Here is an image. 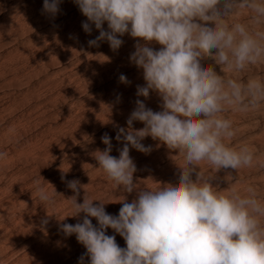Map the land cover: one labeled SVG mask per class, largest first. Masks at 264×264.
I'll use <instances>...</instances> for the list:
<instances>
[{
    "label": "clouds",
    "instance_id": "1",
    "mask_svg": "<svg viewBox=\"0 0 264 264\" xmlns=\"http://www.w3.org/2000/svg\"><path fill=\"white\" fill-rule=\"evenodd\" d=\"M74 2L87 18L82 22L85 33L90 35L93 25L99 32L89 46L106 40L118 50L124 43L119 37L129 34L137 40L129 59L143 70L145 85L137 86L136 95L148 98L156 92L162 100L161 111H153L139 98L135 101L127 128L117 126L116 140L123 145L118 157L110 154L112 137L102 135L106 147L94 153L99 169L117 188L133 192L137 167L129 146L150 153L151 145L142 143L149 136L182 154L184 167L178 183H156L159 187L139 191L130 203L120 199L115 216L106 212V203L94 204L87 196L78 203L80 182L67 181L76 193L68 199L73 214L67 217L85 215L74 225L63 223L61 230L76 236L90 264H264V200L253 187L246 194L232 189L226 195L197 172L202 162L216 171L238 170L252 167L256 159L249 146L226 143L238 129L223 113H246L264 104V76L226 79L201 62L210 57L223 73H243L264 64V0ZM60 3L43 0L42 11L55 16ZM245 11L246 20L236 19ZM153 41L159 50L149 46ZM119 80L129 83L124 74ZM136 121L144 127L134 129ZM35 183L41 204L54 206L45 188ZM108 229L124 239L125 248L115 235L106 234ZM79 264H84L83 255Z\"/></svg>",
    "mask_w": 264,
    "mask_h": 264
},
{
    "label": "rangeland",
    "instance_id": "2",
    "mask_svg": "<svg viewBox=\"0 0 264 264\" xmlns=\"http://www.w3.org/2000/svg\"><path fill=\"white\" fill-rule=\"evenodd\" d=\"M59 7L52 16L42 11L43 0H0V154H4L0 158V264H79L82 255L84 264H90L76 236L61 230L63 223L74 225L85 215L67 217L73 214L68 199L76 195L67 181L79 180L78 203L87 196L94 204L106 203V212L115 216L122 206L120 199L130 203L145 188L176 184L184 167L182 154L149 136L142 143L151 145L150 153L129 146L137 167L133 192L117 188L99 169L94 153L106 147L102 135L112 137L110 154L118 157L123 145L116 140L117 126L127 128L135 101L139 98L153 111H161L162 100L156 92L148 98L136 95L137 86L145 85L143 70L129 59L136 39L129 34L119 37L124 43L118 50L106 40L89 46L88 41L99 35L95 26L90 35L85 33L82 22L87 18L74 0H61ZM247 18L245 11L236 19ZM149 46L161 47L154 41ZM201 63L226 79L264 76V64L243 73H223L210 57ZM121 74L129 83L120 82ZM223 115L238 129L226 143L252 148L253 166L216 171L202 162L197 172L226 195L232 189L246 194L253 187L264 200V104L246 113L229 109ZM143 127L139 121L133 124L136 130ZM36 181L54 199V206L38 200ZM106 234L115 235L117 244L126 247L113 230Z\"/></svg>",
    "mask_w": 264,
    "mask_h": 264
}]
</instances>
